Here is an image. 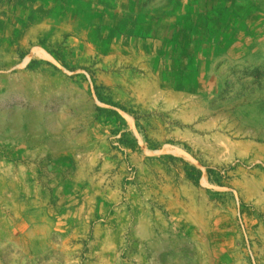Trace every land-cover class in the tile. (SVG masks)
Listing matches in <instances>:
<instances>
[{
    "label": "rangeland",
    "instance_id": "obj_1",
    "mask_svg": "<svg viewBox=\"0 0 264 264\" xmlns=\"http://www.w3.org/2000/svg\"><path fill=\"white\" fill-rule=\"evenodd\" d=\"M121 73L192 105L175 140ZM0 264H264V0H0Z\"/></svg>",
    "mask_w": 264,
    "mask_h": 264
},
{
    "label": "crops",
    "instance_id": "obj_2",
    "mask_svg": "<svg viewBox=\"0 0 264 264\" xmlns=\"http://www.w3.org/2000/svg\"><path fill=\"white\" fill-rule=\"evenodd\" d=\"M143 78L138 79H128L123 73L117 75H110L109 77H104V83L108 84L110 87H115L120 85L117 92H111V98H107L112 102L132 104L134 105L142 115L146 117L144 124L147 130L151 133L153 139L164 141L166 139L176 138L175 128H169L168 126L177 123L179 121V115L177 111H184L187 109L188 105L191 108V104L180 102H175V99H171L167 93H157L152 94L149 92L139 93L138 85L141 83ZM148 81V80H147ZM149 84V82H147ZM112 85V86H111ZM112 87V89H113ZM184 99H186L187 94H183ZM99 99L91 94V158H100L106 149H108L107 133L111 131V126L114 123L106 117V115L99 113ZM183 108V109H181ZM125 120H120L118 127L124 130L134 131L136 127V120L132 118L129 120L128 115H123ZM171 123V124H170ZM117 125V123H116ZM108 134V135H109ZM167 135V137H166ZM158 142V141H157ZM168 151L175 150V147L171 144L165 145ZM133 156V161L139 163L138 153L131 152ZM140 166V165H139ZM143 173L144 170L141 169ZM157 179V177L155 176Z\"/></svg>",
    "mask_w": 264,
    "mask_h": 264
},
{
    "label": "bare ground",
    "instance_id": "obj_3",
    "mask_svg": "<svg viewBox=\"0 0 264 264\" xmlns=\"http://www.w3.org/2000/svg\"><path fill=\"white\" fill-rule=\"evenodd\" d=\"M243 51V50H242Z\"/></svg>",
    "mask_w": 264,
    "mask_h": 264
}]
</instances>
